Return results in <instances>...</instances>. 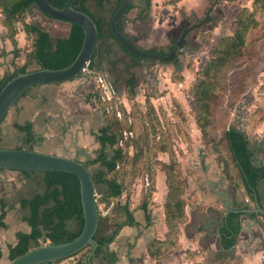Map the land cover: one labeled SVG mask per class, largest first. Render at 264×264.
Segmentation results:
<instances>
[{
	"label": "rangeland",
	"instance_id": "374dc122",
	"mask_svg": "<svg viewBox=\"0 0 264 264\" xmlns=\"http://www.w3.org/2000/svg\"><path fill=\"white\" fill-rule=\"evenodd\" d=\"M213 3V22L199 31L192 42L196 47L193 54L185 59L183 73H175L174 69L160 73L158 76L162 85L159 89L150 96L148 92L144 93L145 89L142 92L150 99L131 96L126 100L123 97L115 100L112 106L111 119L119 138L122 136L123 139L126 132L133 133V138L124 142L125 155L120 163L121 169L115 176L124 182L128 197L126 201L135 196L136 189L141 187V202L147 207L153 206L157 184L155 188L152 187L155 190L151 191L152 188H148L146 183L147 178L155 177L156 183L158 176H161L167 183L168 176L170 183H176L172 187L180 189V184H183L186 203L194 205L187 184L190 178L197 177V172H202L201 160L205 161L206 167H217L222 175L225 166L226 173L231 171V175L236 177L239 188V175L230 162L223 137L230 126L239 128L244 125L252 145L260 143L264 149V0H151L150 15L156 29L168 31L169 26L179 27L185 22L191 24L194 16L202 19ZM3 10L0 6V52L2 49L7 53L19 51L3 27L5 24L15 27L18 32L20 24L27 21L58 35H66L71 28L69 24L58 21L44 24L43 20L37 18L40 13L37 9L11 20L7 19ZM238 22L246 29L243 33L246 44L243 56L237 62H227L220 71L211 74L207 81L213 86L211 100L209 107L205 106L204 117L199 118L200 123L198 117L201 113L194 103L196 88L202 81L204 70L216 57L217 45L235 37ZM145 26L149 27V23ZM7 37L9 40L5 41ZM30 49L32 45L26 47L28 54H20L21 58L26 55L29 70L34 63ZM6 61V68H0V77L2 73L14 70L12 54L7 56ZM100 94L103 96L101 92L97 93ZM109 152L112 151L109 149ZM225 159L229 162H224ZM260 159L264 162V154ZM90 170L94 171V168ZM102 189L98 187L99 191Z\"/></svg>",
	"mask_w": 264,
	"mask_h": 264
},
{
	"label": "crops",
	"instance_id": "0c3cea01",
	"mask_svg": "<svg viewBox=\"0 0 264 264\" xmlns=\"http://www.w3.org/2000/svg\"><path fill=\"white\" fill-rule=\"evenodd\" d=\"M39 14L36 17L43 20L44 24L51 21ZM60 23L64 22L60 21ZM26 24L32 23L26 21ZM69 33L70 31L66 35L51 33L50 35L52 38L59 39L67 38ZM34 38L35 36L27 35L25 24L21 23L13 40L19 50L16 62L20 69L23 67H26L27 71L40 69L34 57ZM8 40L7 37L5 41ZM31 45L30 52H32L34 63L29 70L26 55L21 58L20 54L23 52L28 54L29 51L25 50ZM100 77L102 72H95L94 79L90 83L84 80L73 81L60 86H41L28 92L10 110L1 124L0 148L30 149L70 159L75 158L80 152H85L91 159H95L102 150L98 137L105 124V114L103 105L88 96L94 93L93 81ZM241 123H244V118ZM27 125H31L33 137V143L29 146L25 144L27 134L18 129ZM243 128H245L244 125ZM257 147L260 148V143ZM83 156L81 155L80 159L87 161ZM204 162V160L200 161L203 165L202 172H197V177L190 178L188 181L187 190L189 195L193 196L195 203L192 206H186L185 222L179 228L174 246H166V244L169 245V226L164 205L168 188L163 177L158 176L156 182L158 191L153 196V206L148 207L141 202V187H138L135 196L127 201L128 197L124 193L118 202L116 201L117 204L110 208L109 203H104L103 195H106V189L99 191L97 187L98 196L101 197L99 198L101 212H105L107 208L111 211L108 221L101 220L97 238L105 239L113 232L115 236L93 264H157L148 250L150 244L154 242H163L166 248H169L168 256L163 264H262L264 219L261 216L256 218L257 227L249 221L255 219V216L241 217L246 226L238 233L236 251H228L222 246L224 227L219 229V226L226 212L223 194L230 193L229 202L232 205L245 204L249 197L243 187L235 189L217 167L207 165L209 169L204 166ZM93 168L94 171L90 170L91 173L96 174L95 171H100V167L96 165H93ZM196 169L198 171L199 167ZM46 190L44 174L0 172V216L2 206H5L3 220L5 226L0 225V264L11 263L10 250L18 244V235L31 233V227L25 221L30 211L21 207V201L43 195ZM257 190L259 194L264 195V180L258 185ZM234 207L235 210L243 208V206ZM246 209H256L254 201H249ZM126 210L132 219H128ZM66 226L72 233L79 229L75 220L68 221ZM31 249H34V245H31ZM83 259L86 262V252L56 264H78Z\"/></svg>",
	"mask_w": 264,
	"mask_h": 264
},
{
	"label": "trees",
	"instance_id": "16d2710c",
	"mask_svg": "<svg viewBox=\"0 0 264 264\" xmlns=\"http://www.w3.org/2000/svg\"><path fill=\"white\" fill-rule=\"evenodd\" d=\"M52 5L63 8L68 0H48ZM89 0H82L75 4V7L93 17L86 4ZM102 5L103 0H94ZM0 6L3 7V13L8 20L14 19L19 15L30 12L35 9L33 0H0ZM99 38H103L101 34L100 22H96ZM71 31L67 38H52L47 30H43L34 24H25V32L29 37L35 36L34 42V57L37 60L41 68L50 70H59L69 67L78 57L84 43V31L76 25L71 24ZM99 25V26H98ZM239 28L233 39L224 41L217 45L216 57L206 67L202 74V81H200L195 91V101L198 111L201 113L198 117H204L203 112L205 106L209 107L210 93L212 92L211 84H207L211 74L217 73L227 62H237L243 56V52L246 48L244 42V31L242 23L238 22ZM15 26V25H14ZM8 31L10 38L14 40L17 32L15 27L10 25H3ZM14 44L17 46L16 42ZM96 65L92 63L90 69L95 70ZM27 68L23 67L19 71H13L0 77V92L6 86V84L15 78L20 73H26ZM100 92V91H98ZM97 92V93H98ZM97 96V94H96ZM101 97V94L99 95ZM100 100V99H99ZM101 102V100H100ZM103 104V103H102ZM106 126L100 131L98 140L102 145L103 150L109 147L113 153L112 157H109L108 153L104 151L100 157L89 165H95L102 163L106 171L98 172L96 175H92L97 187L107 189L106 196L109 198L119 199L126 192L124 188V182L115 177L121 169L120 163L125 155L124 142L130 137L133 138L132 132L124 133V138H119L118 133L115 130V124L111 119L114 107L104 105ZM210 112V111H209ZM198 113V112H197ZM197 115V114H196ZM117 116V115H116ZM201 123V122H200ZM202 131L204 127L201 126ZM18 129L27 134L25 144L29 146L33 143V137L31 132V125L25 127H18ZM224 140L227 145L230 162L233 168L239 175L241 186L243 187L248 197L253 198L254 191L258 188V185L264 180V162L261 166L256 167L253 161L254 153L250 149V140L247 134L240 133L234 128H228L224 133ZM30 150V149H28ZM224 162H229L227 159ZM222 163V162H221ZM223 166V165H222ZM225 166L222 168L223 174L227 180L237 189L238 183H236V177L230 173H226ZM33 173H25V175H32ZM46 192L43 195H37L29 200L21 201V207L30 211L29 216L26 218V222L31 227L30 234H19L18 244L10 250V261L13 262L17 258L25 255L31 250V245L34 248H39L42 244H63L71 242L76 239L82 232L84 227L83 208L81 203L80 183L78 178L69 173L61 172H49L44 174ZM155 177L147 178L148 188H155ZM169 180V181H168ZM167 176L168 195L164 205L166 221L169 226V245H174L177 236L179 234V228L185 222V209L188 205L184 197L183 184L179 189L172 187L176 183H170ZM171 185V186H170ZM172 187V188H171ZM151 189V191L155 189ZM155 193V191H154ZM152 192V195L154 194ZM146 205V204H144ZM147 207V205H146ZM5 206H2V214L0 216V225L5 226L3 220L5 218L4 212ZM128 219H132L129 212L126 210ZM240 215L231 214L228 218V223L222 230L221 244L224 249H231L237 243L238 233L240 231L239 226ZM75 220L79 229L77 232H69L67 230V222ZM115 236L113 233L109 238L100 239L97 238L99 248L97 250L98 256L105 251V245L111 242ZM163 242H154L149 246V255L152 259L157 261V264H163L164 259L168 256V247L166 248ZM86 260V259H85ZM113 258V262H114ZM84 259L78 264H84ZM115 263V262H114ZM264 264V261L263 263Z\"/></svg>",
	"mask_w": 264,
	"mask_h": 264
},
{
	"label": "water",
	"instance_id": "95a60500",
	"mask_svg": "<svg viewBox=\"0 0 264 264\" xmlns=\"http://www.w3.org/2000/svg\"><path fill=\"white\" fill-rule=\"evenodd\" d=\"M80 1L82 0H68L65 6L60 8L52 5L48 0H33L35 9L44 17L80 26L84 31L83 47L76 60L67 68L50 70L40 67V69L35 71L20 73L9 81L0 92V127L10 110L31 90L41 86H60L73 81L84 80L88 83L92 81L94 71H91L90 65L95 63L98 58L96 53L101 42L95 21L88 14L75 7V4ZM121 2V6L114 16L111 25L113 36L123 47L141 55L117 28L119 19L126 13L127 9V0H121ZM12 66L15 71L19 70L15 59ZM75 148L78 150L76 144ZM6 171L22 174L61 172L75 175L80 183L84 216L83 230L73 241L56 245L49 244L31 249L10 264H56L75 257L82 252L87 253V259L84 264H93V261L98 257L97 250L99 244L97 234L103 215L97 198V186L86 163L79 159L64 158L34 150L0 148V172L4 173ZM223 196L226 212L219 229L227 225L231 214L240 215L239 226L241 231L246 226L242 221V216H255V219L249 220L255 227L258 226L256 219L258 216L264 219V195L259 194L257 189L253 195L256 205V209L253 210L246 209V206H243L241 210H235L234 205L229 202V193L227 192ZM232 251H236V246L233 247Z\"/></svg>",
	"mask_w": 264,
	"mask_h": 264
},
{
	"label": "flooded vegetation",
	"instance_id": "af4514ba",
	"mask_svg": "<svg viewBox=\"0 0 264 264\" xmlns=\"http://www.w3.org/2000/svg\"><path fill=\"white\" fill-rule=\"evenodd\" d=\"M121 3V0H103L102 5H100L94 0H89L86 4L90 14L93 16L90 17L95 21V23L100 22L99 25H101V34L104 36L101 39L99 38L101 43L98 46L96 53L98 55L95 62L96 68L93 70L94 73L102 72V77L93 81L95 84L94 93L88 97L90 99H95L97 102H100L101 100L100 103L104 101V104L107 103L106 105L109 106H113L115 100L123 97H126V100L127 97L129 98L131 96L134 98L145 97V99H150L151 97H146L145 95L143 96L142 92L145 89L144 93L146 94L148 92L147 94L150 96L154 94L156 89H159L162 83L160 82L158 74H164L165 71H170L172 69H174L175 73L180 72L182 74L183 65L186 61L185 59L189 55L193 54V50H195L196 47L192 42L198 37L199 31L213 22L211 14L215 6V3L211 4L202 19L194 16L195 18L191 24L189 22H185L179 27L169 26L168 31H164L156 29L154 22L151 19V0H127L126 13L119 19L117 28L126 40L141 53L140 55L123 47L113 36V29L111 25L114 16L121 6ZM64 23L72 26L70 23ZM148 23L149 27H146L145 25ZM38 27L45 30L41 26ZM158 30L160 32L156 34ZM10 54L13 55V60L15 59L16 62L18 56L16 51L7 53L4 49L1 50L0 59H2V62L0 61V68H4V66L7 65V56ZM12 71H7L4 74L6 75ZM92 79H94V75ZM98 91H100L103 96H96ZM105 126L106 120L103 128ZM229 128H234L240 133L246 134L243 126H240L239 128L230 126ZM251 144L252 143L250 141V149L254 153V164L256 167H259L262 164L260 157L264 154V149L261 146L259 148L257 145L252 146ZM109 149V147L105 150L102 148L101 152L98 153V156L95 159H91V157L89 155L87 156L85 152H80L73 159L81 160V155H84L83 157L87 161L83 162L86 164L91 163L92 161L98 159L103 151L108 153L109 157H112L113 153H110ZM258 163H260V165H258ZM95 165L100 167V171H95L96 174L101 171H106L102 163ZM91 167H93V165H89L88 169ZM91 174L96 175L94 173ZM103 197L104 203H109V208L110 206L114 207L117 204L116 201L118 202V199L109 198L106 195H103ZM97 198L100 205L101 199L99 198L101 197L98 196V193ZM249 201H254V196L253 198L249 197L245 204L235 203L234 206H236V208L237 206H246L247 208ZM109 208H107L105 212H102L103 217L101 220L105 221L109 218L111 215ZM109 244L110 242L106 243L105 247L107 248ZM232 249L233 248L227 250L229 251Z\"/></svg>",
	"mask_w": 264,
	"mask_h": 264
}]
</instances>
